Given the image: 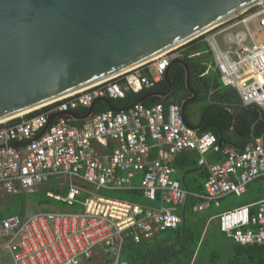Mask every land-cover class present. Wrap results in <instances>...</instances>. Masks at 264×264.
Here are the masks:
<instances>
[{"label": "built area", "instance_id": "1", "mask_svg": "<svg viewBox=\"0 0 264 264\" xmlns=\"http://www.w3.org/2000/svg\"><path fill=\"white\" fill-rule=\"evenodd\" d=\"M263 29L261 0L208 30L213 34L205 40L225 83L238 90L244 105H257L264 112V40L256 37ZM171 52L54 101L40 114L0 124V188L8 194L27 193L52 178H63L68 194L47 195L69 206L81 205L76 211L4 217L0 250L13 264H128L123 257L126 241H149L179 227L183 217L178 210L190 195L201 199L194 211H202L212 203L219 206L220 198L230 193H244L249 183L264 176V136L242 147L223 144L213 132L189 125L176 103L147 106L139 100L129 108L93 113L81 119L82 124L75 123L80 118L71 114L74 109L152 88L171 65ZM189 149L198 151L199 165L208 169L205 192H192L175 177L174 160ZM213 152L223 159H211ZM115 189H140L154 204L99 193ZM85 193L89 195L83 198ZM215 217L220 230L235 242L264 245V198Z\"/></svg>", "mask_w": 264, "mask_h": 264}, {"label": "water", "instance_id": "2", "mask_svg": "<svg viewBox=\"0 0 264 264\" xmlns=\"http://www.w3.org/2000/svg\"><path fill=\"white\" fill-rule=\"evenodd\" d=\"M259 1L0 0V119L146 64Z\"/></svg>", "mask_w": 264, "mask_h": 264}, {"label": "trees", "instance_id": "3", "mask_svg": "<svg viewBox=\"0 0 264 264\" xmlns=\"http://www.w3.org/2000/svg\"><path fill=\"white\" fill-rule=\"evenodd\" d=\"M176 50H182L183 53L172 59L168 69L169 81L164 76L152 88H144L139 92L128 91L125 98L98 99L94 106V113H101L109 109L129 108L139 100L147 106L160 102L166 106L171 103L182 106L184 101H188L187 108L193 103L203 101L205 102L202 108L203 118L199 125H194L191 122L188 111L183 112L189 125L201 131H211L219 137L223 144L232 143L237 147H242L246 141L255 137L264 136V112L262 109L257 105H242L239 92L233 87L226 86V88L220 89L222 86L220 72H215L210 68L211 65L214 66V53L205 40V35L178 47ZM185 65L189 71V85H187ZM146 73L150 75L148 72ZM170 83L172 88L169 92ZM194 93L197 94V97L190 100L189 98ZM223 100H230L232 111L219 104L218 101ZM51 107L52 105H46V107L29 112L26 116L40 114ZM88 109L79 107L72 112L79 117L85 115ZM15 121L16 119H13L10 123ZM75 123L82 124L83 121L80 119ZM199 157L197 150L189 149L177 155L173 163L180 175L178 178L182 186L196 193L205 192L204 184L209 176L208 169L199 165ZM211 157L217 161L223 159L221 154L215 152L211 153ZM262 178L264 176L255 181ZM259 191H262V188ZM99 193L107 197L127 199L141 204L148 203L140 189L101 190ZM88 195L85 193L83 198ZM25 196L26 194L22 192L10 194L8 201L0 204V209L5 207L9 210V212L0 211V221L15 213L24 216ZM223 198L225 197L220 198L221 202ZM53 201L55 202L56 199L48 197L41 201V204ZM199 202H201L200 198L194 195L189 196L186 205L179 209L183 221L176 229L166 230L154 239L145 242L138 243L129 238L123 251V257L128 261V264H206L205 251L209 249H212V253H210L207 263H214L221 251L218 249L219 246L208 247L209 241H211L209 238L214 231L224 232L220 228L215 226L212 228L208 224V219L212 215L210 209L216 205L212 203L207 209L209 211L207 214L205 209L194 211V205ZM60 203L63 207L69 206L63 201ZM70 207L81 209V205L78 203ZM210 223L212 224V222ZM225 236L227 235L225 234ZM233 242L228 247L227 264H264V245L257 243L242 245L234 240Z\"/></svg>", "mask_w": 264, "mask_h": 264}, {"label": "rangeland", "instance_id": "4", "mask_svg": "<svg viewBox=\"0 0 264 264\" xmlns=\"http://www.w3.org/2000/svg\"><path fill=\"white\" fill-rule=\"evenodd\" d=\"M218 29V28H217ZM216 29V30H217ZM213 32H208L205 34V37H208L209 35H212ZM204 35V34H203ZM256 37L258 41L264 40V29L261 32H256ZM217 40L220 44V46L222 47V49H225V45H224V41L222 38V35L217 36ZM183 53V51L181 50H173L170 55L172 58H176L179 57L181 54ZM205 105V103L203 101L197 102V103H193L189 106L188 112L192 115L194 111H200L199 109L203 108V106ZM193 117V121H197L199 115L194 113ZM264 184V178L252 182L249 186V190L250 192L248 194H241L238 195L236 193H231L229 194L226 198H224L222 200V205L220 207H216L213 206L210 211L212 214L218 213L226 208H228L230 205H238L240 203L243 202H247L250 194H253L255 192V187L258 184ZM48 191H52L54 193H58L61 195H67L68 191H69V185L64 183V186L61 185L57 179H50L49 181H45L43 182L41 185L37 186L34 188V191H30V192H22L25 193V200H26V210H25V214H31V213H35V212H39V211H53V210H71V211H76V210H80V209H72V207L67 206V207H63L61 206L60 201L59 202H52V203H43L41 204V201L48 199L47 197V192ZM10 194L6 193L2 188H0V204H2L3 202H7L8 201V197ZM4 210V212H9V210L5 209V207H2V209H0V211ZM207 214H209V211H206ZM212 224L210 223V227L214 228V226L217 228L218 227V219L215 218L212 221ZM209 245L208 247H214L216 248L217 246L218 249L221 251L219 252V256L217 257L216 261L214 263L211 264H227V260H228V247L231 245V243L233 244V240L231 238H228L227 236H225L224 233L222 232H216L214 231L213 233H211V237L209 238ZM262 245V244H261ZM225 250V252H224ZM205 260H206V264H210L207 263L208 262V257L210 256V253H212V249H209L207 251H205ZM0 264H13L10 258V255L8 253H6L3 250H0Z\"/></svg>", "mask_w": 264, "mask_h": 264}, {"label": "crops", "instance_id": "5", "mask_svg": "<svg viewBox=\"0 0 264 264\" xmlns=\"http://www.w3.org/2000/svg\"><path fill=\"white\" fill-rule=\"evenodd\" d=\"M222 48V47H221ZM225 48V47H224ZM182 51V50H181ZM195 54H198V53H196L195 52ZM182 55V54H181ZM180 55V56H181ZM213 60H214V62H213V64H214V66H210V68H212L215 72H220V78H221V82H222V86H220V89H222V88H226V86H230V87H233V88H235L234 86H232V85H227L226 83H225V81H224V78H223V74H222V72H221V70H220V68L218 67V65H217V62L215 61V54H213ZM150 68H154L152 65L150 66ZM143 71H145V72H148L149 71V67H145V69H143ZM229 88V87H228ZM236 89V88H235ZM241 98V97H240ZM242 101V100H241ZM218 102H220L219 104L220 105H224L225 106V108L226 109H228V110H230V111H232V106H231V103H230V100H227V101H218ZM205 103V102H204ZM242 103V105H244L243 104V102H241ZM200 111H194L193 112V116H194V113L195 114H197V115H199V117H198V120L197 121H193V117H192V115L188 112V114H189V118H190V120H191V122L194 124V125H199L200 123H201V121H202V118H203V110H202V108L201 109H199ZM116 144V143H115ZM113 145H114V143H113ZM210 157H211V153H210ZM211 159H213L212 157H211ZM180 175L178 174V170H177V172H176V174H175V177L176 178H178ZM263 177V176H262ZM54 179V178H53ZM55 179H57L58 181H59V183H60V186L61 185H63L64 186V183H65V180L63 179V178H55ZM138 181H137V180ZM179 179V178H178ZM258 179V178H257ZM139 180H140V177L139 176H137L135 179H134V183L137 185L138 183H139ZM256 180V179H255ZM254 180V181H255ZM254 181H252V182H254ZM258 181V180H257ZM67 182V181H66ZM251 182V183H252ZM251 183H249V185H247V190L244 192V193H242V194H248L249 192H250V190H249V186H250V184ZM260 188H262V191H259V189ZM231 194V193H230ZM229 195V194H228ZM228 195H226V196H224L225 198L228 196ZM241 195V194H240ZM48 196V195H47ZM49 197V196H48ZM52 198V197H51ZM258 198V199H257ZM261 198H264V184L263 183H261V184H258V185H256V187H255V192L253 193V194H250V196H249V198H248V200H247V202H243V203H240V204H238V205H230L228 208H226V209H224V210H222V211H220V212H218V213H216V214H212L211 216H210V218L208 219V224H210V222L213 220V219H215L213 216H216V215H218L219 213H222L223 211H226V210H228V209H231L232 207L234 208V207H238V206H241V205H246V204H249V203H253L254 201H256V200H259V199H261ZM224 199V198H223ZM222 199V200H223ZM256 199V200H255ZM148 201V200H147ZM147 204H154L153 202L152 203H150V201H148V203ZM222 205V202L220 203V206ZM219 206V207H220ZM208 208H210V207H208ZM208 208H206L205 210H207ZM180 209V208H179ZM59 210V209H58ZM178 212L180 213V211L178 210ZM16 214V213H15ZM22 216V215H21ZM211 217H213V218H211ZM218 228H219V225H218ZM226 234V233H225ZM227 235V234H226Z\"/></svg>", "mask_w": 264, "mask_h": 264}, {"label": "bare ground", "instance_id": "6", "mask_svg": "<svg viewBox=\"0 0 264 264\" xmlns=\"http://www.w3.org/2000/svg\"><path fill=\"white\" fill-rule=\"evenodd\" d=\"M215 25H216V24H215ZM215 25L212 26V27H215ZM217 25H218V24H217ZM212 27H211V28H212ZM211 28H209V29H211ZM209 29H207V30H209ZM205 31H206V30H205ZM166 52H167V51H166ZM144 64H145V63H144ZM140 65H142V64H139V65L133 66V67H131V68H129V69H132V68L138 67V66H140ZM127 70H128V69H127ZM112 77H115V76H110V77L105 78V79H109V78H112ZM105 79H104V80H105ZM101 81H103V80H100V81L94 82V83H92V84H90V85H87V86H85V87H82V88H80V89H78V90H76V91H74V92H71V93H69V94H67V95H65V96H63V97L57 98V99L53 100L52 102H49V103H47V104H45V105H49V104L53 103L54 101L60 100V99H62V98H64V97H67L68 95H72L73 93H76V92H79V91H81V90H84V89H86V88H88V87H90V86H92V85H94V84H97V83L101 82ZM41 107H46V106H38V107H36V108H32V109H28V110H24V111H21V112H18V113H15V114H12V115L6 116V117H4V118H1V119H0V124H1V123H4V122H8V121H10V120H12V119H15V118L21 117V116H23V115H26V114H28L29 112H32V111H34V110H36V109H41Z\"/></svg>", "mask_w": 264, "mask_h": 264}, {"label": "flooded vegetation", "instance_id": "7", "mask_svg": "<svg viewBox=\"0 0 264 264\" xmlns=\"http://www.w3.org/2000/svg\"><path fill=\"white\" fill-rule=\"evenodd\" d=\"M192 96H193V95H192ZM192 96H191V97H192ZM190 100H191V99H190ZM192 100H194V99H192ZM186 108H187V105H186V107H185V111H188L189 107H188L187 109H186Z\"/></svg>", "mask_w": 264, "mask_h": 264}]
</instances>
